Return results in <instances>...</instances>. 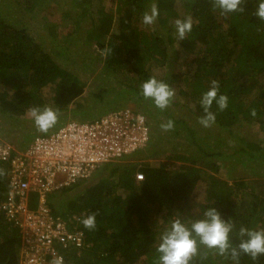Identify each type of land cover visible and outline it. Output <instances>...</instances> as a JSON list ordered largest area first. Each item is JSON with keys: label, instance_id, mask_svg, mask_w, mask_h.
Listing matches in <instances>:
<instances>
[{"label": "trees", "instance_id": "obj_1", "mask_svg": "<svg viewBox=\"0 0 264 264\" xmlns=\"http://www.w3.org/2000/svg\"><path fill=\"white\" fill-rule=\"evenodd\" d=\"M181 1L111 0L113 11L106 7V0H73L82 12L72 19L74 23L68 26L67 33L63 30L61 34L66 33L65 36L59 38L61 34L51 25L42 40L21 19L9 21L8 12L14 9L16 14H38L45 9L51 13L56 0H0V117L13 121L1 124L3 138L15 144L13 141L20 139L24 131L37 130L36 126L29 128L27 122L21 121L32 107L48 106L57 112V125L49 134L69 120H88L94 112L90 114L83 108L87 83L75 72L76 66L71 65L80 62L82 66L78 67L93 75L97 73L101 83L93 98L104 103V96H109L110 108L100 116L129 109L144 115L151 123L150 130L157 131V142L150 136L148 147L133 157L150 147L147 159L155 163L168 159L159 161V165L145 162L134 167L121 165L132 156L125 157L120 164L102 166L90 178L48 195L47 203L55 218L71 221L74 215L83 219L96 213L94 230L79 225L85 235V246L79 252L66 254L65 264H157L159 237L171 221L180 218L190 224L203 218L209 207H215L223 219L230 218L234 224L230 233L233 246L239 243L241 226L264 230V197L255 194V187L262 186L264 190V185H252L242 176H233L231 183L217 177L222 166L249 167L255 172L258 167L251 165H264V140L257 137L260 133L264 137V20L255 15L257 0H245L244 12L227 14L213 9L212 0H183L186 17L191 16L193 21L191 32L183 40L171 34L173 22L186 18L177 13ZM153 2L158 6L159 16L152 24L155 31L151 32L146 29L150 25L142 23V17ZM83 20L89 21L87 28L82 27ZM75 37L77 41L84 40L86 48L72 50L76 47ZM177 41L186 71L167 72L177 59L174 51ZM158 68L164 69L165 75L156 73ZM151 77L178 91L175 95L183 99L182 115L194 120L193 126L144 98L140 85ZM118 78L125 82L116 85ZM213 80L219 82L218 95H227L228 107L220 111L214 102L211 111L216 116L215 123L203 127L199 123L204 115L200 99ZM119 84L126 86L119 89ZM47 89L52 93L46 94ZM138 98L145 103L140 104ZM121 101L126 103L120 104ZM174 103L177 102L173 97L170 104ZM253 109L255 116L251 114ZM157 117L166 119L161 122ZM169 120L174 122V128L167 132L175 137L183 134L186 141H192L194 150L177 155L172 151L170 155L174 157L156 151L162 146L161 125ZM244 126L254 127L258 132L249 141L241 139L239 148L226 155L212 129L232 134ZM11 129L16 131L14 136ZM33 138L34 141L36 137ZM26 144L18 146L19 149L24 151L30 145ZM175 161L181 162L180 165L175 167ZM0 169L5 172L0 176V264H19L23 246L21 229L6 219L2 209L8 194L10 167L0 162ZM138 174L143 177L140 181L136 179ZM201 183L205 184L202 204L197 201ZM248 195L254 202L247 205ZM29 206L31 210L37 208V194L30 195ZM198 249L191 264H234L230 258L217 255L215 249L203 245H198ZM240 264H264V255L254 261L242 253Z\"/></svg>", "mask_w": 264, "mask_h": 264}, {"label": "built area", "instance_id": "obj_2", "mask_svg": "<svg viewBox=\"0 0 264 264\" xmlns=\"http://www.w3.org/2000/svg\"><path fill=\"white\" fill-rule=\"evenodd\" d=\"M150 136L144 115L122 109L92 121L69 120L53 133L36 137L24 151L0 145V162L10 167L2 209L23 236L19 264H50L56 256L65 264L66 254L82 250L85 235L78 229L82 216L74 215L71 221L55 218L48 195L142 151ZM31 194L38 195L35 210L29 206Z\"/></svg>", "mask_w": 264, "mask_h": 264}, {"label": "clouds", "instance_id": "obj_3", "mask_svg": "<svg viewBox=\"0 0 264 264\" xmlns=\"http://www.w3.org/2000/svg\"><path fill=\"white\" fill-rule=\"evenodd\" d=\"M244 3L245 0H212L213 9H219L225 14L244 12L245 8L242 6ZM257 5L255 15L264 20V0H257ZM158 16V6L153 2L150 11L143 14L142 23L152 25ZM174 23L178 37L181 40L185 39L186 34L192 30V17L187 16L183 20L177 19ZM140 89L144 98L150 99L161 110L166 109L175 96L174 89L155 77L143 82ZM218 92L219 82L213 80L209 90L201 96L200 104L204 115L199 118V123L203 127H210L215 123L216 116L211 111L214 102L220 111L228 107L227 95H218ZM29 111L37 130L40 132L47 133L57 123V112L51 107H32ZM251 114L256 115L254 109ZM148 124L151 126L150 123ZM161 128L164 131H170L174 128V122L169 120L162 124ZM4 175V170L0 169V176ZM95 217L96 213L89 214L81 220V223L85 228L94 230L96 227ZM233 229L234 224L230 218L228 220L223 219L215 207L205 209L203 218L193 220L190 224L176 218L171 221L170 227L163 231L159 237L156 247L159 254L157 264H191L193 258L198 255V245H203L207 249H215L217 255L230 258L234 264H240L242 253L250 256L254 261L264 255V230H254L241 226L238 231L239 243L233 246L230 242V233ZM50 264H63V258L56 256L50 261Z\"/></svg>", "mask_w": 264, "mask_h": 264}, {"label": "rangeland", "instance_id": "obj_4", "mask_svg": "<svg viewBox=\"0 0 264 264\" xmlns=\"http://www.w3.org/2000/svg\"><path fill=\"white\" fill-rule=\"evenodd\" d=\"M111 5H112L111 0H106V7L109 10H110V7L113 8ZM53 7H54V9H52L51 13H47V11H45V9H43V10L39 11L38 14H24L22 12L20 14H16L17 11L15 12V10L12 9L11 11L8 12V14H10L8 18H9V21L11 19H15V18L21 19V22L26 24L31 29V31H32V33L34 34L35 37L43 40L47 36V31H48V27L49 26L55 25L57 34H61L63 32V30L66 31L68 29V26H70L72 23H74V20H72V19H75L77 16L79 17L81 15L80 11L82 12V8H79L78 5L77 6L74 5L73 0H56V3H53ZM114 8H113V11L115 10ZM177 13L179 14V16L181 18L186 17V13L187 12H186V9L183 8V0L177 6ZM88 22H89L88 20H83L82 23H81L82 27L85 26V28H87ZM144 25H142V28H144L143 27ZM173 26H175L174 22H173ZM146 29H149L151 32L155 31L152 25H150ZM66 33H67V31H66ZM66 33L59 35V38H63ZM172 33L174 35L178 36L177 31H176V27L172 29L171 34ZM59 40H62V39H59ZM73 42L76 44V47H72V50H77V47L79 49H83V47H85L84 46V42L85 41L80 39V38L77 41V38L75 37ZM174 46H175L174 51L177 52V59H175V61L173 59L174 62L172 61L173 63L171 64V66L168 67L169 69H167V72L168 71L169 72L171 71V73L185 72L186 71L185 70V64H184L183 59H182V55L183 54L179 53V50H180L179 41L175 42ZM71 60H73V59H71ZM65 64L68 65L69 68H71L72 66H76L75 67V69H76L75 72L77 74H79V77L83 81H85L87 83L86 88H85V93L83 95V99H84L83 108L85 110H87L90 114H92L93 112L94 113L85 122L92 121L94 119L99 118V116L104 111L109 110L110 103H108L109 101L107 99H109V96L107 94L104 96V98H105V99H103V100H105L104 103H101L102 101L100 102V101H97L96 99L93 98V92L95 90H97L98 85L101 84L100 81H99V78H97L98 77L97 73H94V75H93V74H91V71L82 70L81 69L82 67H78V66H82V64L80 62L76 63L77 65L76 64L75 65L71 64L72 65L71 67H70V63H67V61L65 62ZM156 73H158V74L162 73L161 74V76H162V75H165L166 72L164 73V69H159L158 68L156 70ZM118 82L119 83L120 82L124 83L125 81H124V79L118 78L117 82H115V83H117L116 85H118ZM108 84H110V83L108 82ZM125 86L126 85L124 84V85H120V88L119 87H115V88L121 89V88H124ZM174 90H175V94H177L178 91L176 89H174ZM47 93H50V90L47 89L46 90V94ZM174 98H175V101L177 103H174L175 105L170 104L167 107V110L169 109V111L172 112L173 116L182 118V119L186 120L189 125L193 126L192 123L194 122V120H191V118H185L182 115V114H185V111L181 110V103H182L183 99L179 95L178 96L175 95ZM105 102H107V103H105ZM138 102L140 104L145 103V101H143L141 99L139 100V98H138ZM124 103H126V102L125 101H121L120 102V104H124ZM128 104H131V102L128 103ZM147 105H148V103H147ZM147 105H146V110H147V107H148ZM165 119L166 118H158V120H160L161 122H163V120H165ZM22 120H23V122H27V125L29 126V128L30 127H35L33 118L31 117L30 114H28L25 117H23V119L21 118V121ZM12 122L13 121H11L9 118L0 117V127L2 125H9ZM150 125H151V123H150ZM55 126L53 127L54 129H55ZM53 128H51V129H53ZM51 129H49V131L47 133H43V132H40V131H37V130H35L34 132L30 131V130L24 131L22 133L20 139L17 138L15 141H13L15 144L10 143L8 141V139L6 140L0 134L1 135L0 136V145L6 144V145L10 146L11 148L16 149L17 151H20L21 149H19L18 146L27 145L26 143L30 144L33 141V139H34L33 137H37L38 135H47V134H49ZM199 131H202V130L200 129V130H198V132ZM151 132H152V135H151L152 138L151 139L152 140L154 139L153 142L156 143L157 141L155 142V139L158 138L157 131L156 130H152ZM255 132L257 133L258 129H256L254 127L253 128L251 127V129L250 128L248 129L246 126L235 129L232 134H230V133H228L226 131H223L222 133H220L219 130H217V129L213 130L212 129V133L213 134L215 133V135L217 134L216 138H220V140H221V146H220L221 149L228 156L232 154V151L237 150L239 148L241 139L245 138L247 141H249V140H251L252 136H254ZM9 133L10 132H8V134ZM160 133H162V136H163L162 139L163 140H161L162 146L160 148H156L157 152H159V153L160 152H165L166 156H168V153L170 155L172 151H175L176 155H177V152H181V153L184 154L187 151L194 150V146H192V141H186L185 140V136L183 134H180V136H176L175 137L174 135H172V133H168L167 131H164V130L160 131ZM202 133L205 135L204 131ZM15 134H16V131H13L12 136H14ZM260 135H261V133L257 134L258 140L259 139L260 140L261 139L264 140L263 135H262V137H260ZM16 145H17V147H16ZM151 150H152V148L149 147V149L146 152H144L143 154L138 155L136 158H134L132 156L130 159L126 160L121 165L122 166L123 165L131 166L132 165L134 167H138L139 164L141 165V164H144L145 162H150L153 165H155V164L159 165L161 161L164 162V160H166V161L168 160L165 157V159L162 158L163 160H158V162L155 163V161L151 160L150 158L147 159L145 157V155L147 153H149ZM171 156L174 157L173 154L170 155L169 157H171ZM175 162H176V164H174L175 167L180 165V163H181L179 161H175ZM116 163L120 164V162H112L111 164L115 165ZM108 165H110V164H108ZM104 166H106V165H104ZM251 166L252 167H258V169H256V171L254 172L252 170V168H249V167L248 168H240L239 167V168H236V169H230V168H226L225 166H222V168H221L220 172L218 173L217 177L221 178L223 180H226L229 183H231L230 178H232L233 176L234 177L242 176V177H247L246 179L252 185H262V184L264 185V167H263L264 165L262 166V165H254L253 164ZM175 167H173V168H175ZM136 177H137V175H136ZM136 179L140 181V179L138 177ZM203 186H205L204 183H201L199 185V187H200V189H199L200 196L197 199V201H202L201 204L203 203V199H204ZM248 192H250V191H248ZM73 193H75V192H73ZM249 194H251V193H249ZM255 194L258 197H260L261 199L264 197V190H263L262 186L255 187ZM245 201H246V203L248 205V202H250V203L254 202V199L250 195H248L246 197ZM195 208H198V207L195 206ZM152 218H154V217H152ZM158 222L160 224L161 221H158Z\"/></svg>", "mask_w": 264, "mask_h": 264}]
</instances>
